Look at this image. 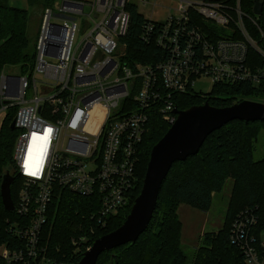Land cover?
Segmentation results:
<instances>
[{
	"label": "built area",
	"instance_id": "2783aa9c",
	"mask_svg": "<svg viewBox=\"0 0 264 264\" xmlns=\"http://www.w3.org/2000/svg\"><path fill=\"white\" fill-rule=\"evenodd\" d=\"M229 1L180 0L178 15L165 21L147 18L142 37L167 48L168 57L132 66L122 62L126 46L121 41L127 8L137 7L131 0H60L45 8L30 74L0 76V108L16 107L18 130L13 162L21 185L13 211L22 219L10 231L24 242L18 249L0 244L6 263L51 264L39 242L58 187L95 196L98 207L90 218L101 227L126 208L149 111L160 112L171 124L174 94L195 91L200 78L212 85L264 83V7L250 15L241 0ZM192 10L211 26L197 23ZM256 102L264 106V98ZM255 222L251 212L240 213L231 241L247 264H264V252L259 254L248 237ZM85 231L93 233V227ZM90 238L82 234L72 243L87 250Z\"/></svg>",
	"mask_w": 264,
	"mask_h": 264
},
{
	"label": "trees",
	"instance_id": "16d2710c",
	"mask_svg": "<svg viewBox=\"0 0 264 264\" xmlns=\"http://www.w3.org/2000/svg\"><path fill=\"white\" fill-rule=\"evenodd\" d=\"M60 0H28L29 9L38 12L53 7ZM264 7V0H261ZM233 3V0L229 1ZM254 0H241V8L253 15ZM29 9L11 6L8 0H0V76L8 66H17L18 74L29 75L35 63V43L27 31ZM129 22L121 41L126 46L122 62L155 65L168 57L167 48L142 37L148 21L133 4L128 6ZM191 15L202 26H211L201 15ZM160 58V59H159ZM174 103L179 110L208 102L214 107H226L242 100L259 101L264 98V83L257 86L240 83H218L207 94L192 90L176 93ZM0 127V184L5 173L15 177L11 184V197L15 202L21 178L14 171L13 152L17 129L10 124L16 107H9ZM147 132L143 136L137 180L131 190V200L117 215L107 218L106 226L97 224L93 216L98 207L95 196H81L58 187L48 208L47 221L40 236L45 248V258L51 264H76L86 250L74 245L72 239L82 234L95 239L119 227L128 215L135 198L140 193L153 145L170 127L160 112L149 111ZM154 118V119H153ZM152 119V120H151ZM264 134V121H231L212 131L197 154L172 164L159 191L153 217L147 229L135 242L102 252L96 264H247L242 250L231 241L232 223L240 213L251 212L256 222L248 231V237L259 254L264 252V157L253 159L254 143ZM227 179L232 181L223 225L218 231L204 232L191 260L182 246V222L178 209L186 204L200 211H208L212 198L223 190ZM15 211H6L0 194V244L11 249L24 246L23 240L10 231L13 222L20 221ZM93 227V233L85 227ZM83 228V231L81 230ZM0 264L6 263L0 256ZM39 264V263H35Z\"/></svg>",
	"mask_w": 264,
	"mask_h": 264
},
{
	"label": "water",
	"instance_id": "95a60500",
	"mask_svg": "<svg viewBox=\"0 0 264 264\" xmlns=\"http://www.w3.org/2000/svg\"><path fill=\"white\" fill-rule=\"evenodd\" d=\"M262 5L261 0H254L255 14L261 12ZM173 113L176 119L151 148L140 193L125 220L115 230L95 239L76 264H96L102 252L135 242L153 217L160 188L172 164L197 154L212 131L234 120L264 121V106L253 100H242L226 107H214L205 102L185 110L175 108ZM10 127L15 128L14 120ZM13 181L14 176L7 172L0 184L1 200L6 211L14 209L11 197Z\"/></svg>",
	"mask_w": 264,
	"mask_h": 264
},
{
	"label": "rangeland",
	"instance_id": "374dc122",
	"mask_svg": "<svg viewBox=\"0 0 264 264\" xmlns=\"http://www.w3.org/2000/svg\"><path fill=\"white\" fill-rule=\"evenodd\" d=\"M137 5V10L145 18L155 21H165L168 15H178L177 7L180 0H148L146 4L131 0ZM200 1V0H188ZM55 4V3H54ZM29 9V4L27 6ZM25 8V9H27ZM44 9L38 12L32 8L29 9V18L27 31L30 40H37L39 28L44 15ZM81 18H78L80 22ZM51 60V59H48ZM53 61V60H51ZM6 74H18L17 66H8L5 69ZM211 82L207 78H200L195 83V91L207 94L211 90ZM32 95L29 90L27 97ZM6 109L0 108V127L4 119ZM264 157V134L260 133L254 143L253 159L259 160ZM232 181L227 179L223 190L212 198V205L206 212L196 208L181 204L178 209L179 218L182 222V246L184 252L191 260L194 255L196 246L199 245L204 232L218 231L223 225L228 200L230 196ZM262 239L264 241V231H262Z\"/></svg>",
	"mask_w": 264,
	"mask_h": 264
},
{
	"label": "crops",
	"instance_id": "0c3cea01",
	"mask_svg": "<svg viewBox=\"0 0 264 264\" xmlns=\"http://www.w3.org/2000/svg\"><path fill=\"white\" fill-rule=\"evenodd\" d=\"M8 3L11 6H15V7H19V8H24V9L27 8V6H28V0H8Z\"/></svg>",
	"mask_w": 264,
	"mask_h": 264
},
{
	"label": "bare ground",
	"instance_id": "6f19581e",
	"mask_svg": "<svg viewBox=\"0 0 264 264\" xmlns=\"http://www.w3.org/2000/svg\"><path fill=\"white\" fill-rule=\"evenodd\" d=\"M160 59V58H159ZM184 94V93H183ZM154 119V118H153ZM152 120V119H151ZM34 139L35 137H32L31 138V141H30V144H29V148H28V152H27V156H26V164L25 166L27 167V170H28V160H30V156L32 155L33 153V150H34Z\"/></svg>",
	"mask_w": 264,
	"mask_h": 264
}]
</instances>
